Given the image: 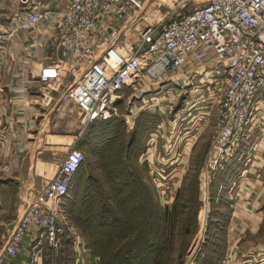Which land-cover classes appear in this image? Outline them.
<instances>
[{
  "label": "built area",
  "instance_id": "2783aa9c",
  "mask_svg": "<svg viewBox=\"0 0 264 264\" xmlns=\"http://www.w3.org/2000/svg\"><path fill=\"white\" fill-rule=\"evenodd\" d=\"M182 1L191 8L157 32L142 0H0V66L22 58L24 75L40 84L18 88L17 100L34 94L43 106L75 107L86 123L117 114L124 88L164 84L168 92L177 82L189 98L193 76L214 77L200 114L212 116L215 167L238 151L264 105V0ZM84 161L81 150H68L7 237L0 264H40L44 244L62 245L72 228L63 200Z\"/></svg>",
  "mask_w": 264,
  "mask_h": 264
},
{
  "label": "rangeland",
  "instance_id": "374dc122",
  "mask_svg": "<svg viewBox=\"0 0 264 264\" xmlns=\"http://www.w3.org/2000/svg\"><path fill=\"white\" fill-rule=\"evenodd\" d=\"M142 2L145 22L156 26L157 32L165 22L191 8V3L182 0ZM47 55L54 57L51 52ZM213 79L205 75L200 82V76H193L190 99L177 82L175 90L169 87L170 92L164 84L141 92L124 88L117 114L88 126L73 142L78 148L57 145L52 156L58 165L73 148L84 153L85 161L73 176L62 204L64 224H72V228L67 229L59 248L44 244L40 264H81V259L84 264H102L113 260L122 247L135 246L136 250L146 236L139 235L148 223L145 218L151 222L154 217L153 224H157V211L166 223L161 224L165 227L164 245L145 264H264V218L234 215V199L218 193L220 188L223 195L242 187L260 193L263 201L258 209L264 208V105L257 126L247 132L238 151L213 167L212 116L203 120L200 114L202 106L210 105L206 99ZM198 120L203 124L199 136ZM123 181L133 196L119 195L117 188ZM123 204L137 206L143 217L135 215L127 224L136 229L125 233L123 239L116 238L111 248L101 249L95 240H104L105 234L92 230L112 216L106 210L112 208L113 215H118ZM151 212H155L153 217ZM1 214L0 251L14 225L8 224L10 215Z\"/></svg>",
  "mask_w": 264,
  "mask_h": 264
},
{
  "label": "crops",
  "instance_id": "0c3cea01",
  "mask_svg": "<svg viewBox=\"0 0 264 264\" xmlns=\"http://www.w3.org/2000/svg\"><path fill=\"white\" fill-rule=\"evenodd\" d=\"M23 69L22 58L15 62L6 60L0 66V213L10 215L8 224H14L12 229L31 198L54 176L58 163L52 151L59 143L78 148L74 140L88 126L96 124L85 123L75 107L61 111L56 101L43 106L34 94L27 103L17 100L16 90L24 89V84L29 91L36 88V82L26 77ZM218 193L219 197L234 199L231 204L234 215L245 213L253 217L256 214L264 218V208L258 209L263 201L260 193L252 194L242 187L223 195L220 188ZM230 230L231 224L229 237Z\"/></svg>",
  "mask_w": 264,
  "mask_h": 264
},
{
  "label": "trees",
  "instance_id": "16d2710c",
  "mask_svg": "<svg viewBox=\"0 0 264 264\" xmlns=\"http://www.w3.org/2000/svg\"><path fill=\"white\" fill-rule=\"evenodd\" d=\"M77 172H79V170ZM120 185L121 186H118L119 188H117L120 196L126 198L133 196V193H131V191L128 190V188L126 187L128 185L127 183L123 181V184ZM133 191L134 189L132 190V192ZM123 205L124 206L120 211L121 213L118 215L116 214L113 215L111 210L114 209L112 208L106 210L105 212L112 216H109L106 221L103 220V224H96V229L92 230L95 234L98 233V230H100L105 234L104 240L103 239L95 240L96 244L101 249L111 248L116 238L123 239L125 233L135 230L136 228L135 229L131 228V224H127L134 219L135 215L137 219L139 217L141 218L143 217V215L140 216L141 209H138L137 206L134 205L133 207H129L126 206V204ZM153 215H155V212H151L152 217ZM158 216L159 215L157 211L156 212L157 224H153L154 217L152 218L153 221L151 220V222L149 221L148 218H145L146 221H148V223L144 224L143 228H140L139 235L142 236L144 233H146V236L144 237V243L138 244L136 250H135V246L131 247L130 249H124V247H122L117 252H115L114 257L112 258L113 260L109 262H106L104 260L102 264H145V260L148 257H151V255H153L157 251H162L164 244H162L161 238L165 236V227L162 226L161 224H166V223L165 221H161ZM119 221H121V223H119ZM159 238L161 242H159ZM110 242L111 244L109 245ZM100 255H102V257H105V254H100Z\"/></svg>",
  "mask_w": 264,
  "mask_h": 264
}]
</instances>
